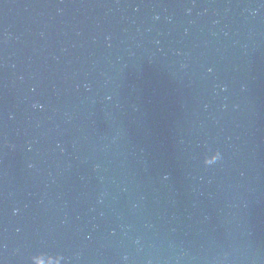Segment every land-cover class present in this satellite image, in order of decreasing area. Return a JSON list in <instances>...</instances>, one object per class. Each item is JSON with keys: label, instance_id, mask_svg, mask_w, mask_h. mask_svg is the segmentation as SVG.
Returning a JSON list of instances; mask_svg holds the SVG:
<instances>
[{"label": "water", "instance_id": "1", "mask_svg": "<svg viewBox=\"0 0 264 264\" xmlns=\"http://www.w3.org/2000/svg\"><path fill=\"white\" fill-rule=\"evenodd\" d=\"M41 252L264 264V0H0V264Z\"/></svg>", "mask_w": 264, "mask_h": 264}, {"label": "clouds", "instance_id": "2", "mask_svg": "<svg viewBox=\"0 0 264 264\" xmlns=\"http://www.w3.org/2000/svg\"><path fill=\"white\" fill-rule=\"evenodd\" d=\"M210 71V69H209ZM222 159L219 151H214L211 159L207 155L204 156L202 163L204 165H211ZM62 257L59 254L50 255L47 253H37L29 257L30 264H61Z\"/></svg>", "mask_w": 264, "mask_h": 264}]
</instances>
